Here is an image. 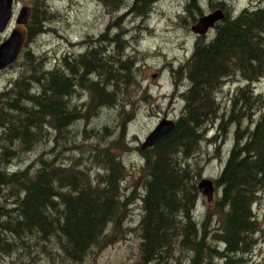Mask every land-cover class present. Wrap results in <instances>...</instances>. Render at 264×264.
<instances>
[{
  "label": "trees",
  "instance_id": "obj_1",
  "mask_svg": "<svg viewBox=\"0 0 264 264\" xmlns=\"http://www.w3.org/2000/svg\"><path fill=\"white\" fill-rule=\"evenodd\" d=\"M38 1L29 46L51 22L45 1ZM100 1L113 14L124 13L93 45L56 59L26 49L27 66L0 93V257L34 250L49 264H84L113 243V233L123 232L139 201L138 224L129 229L139 238L138 264H169L182 256L189 264H245L264 233L253 210L264 191V98L253 89L264 77V7L234 15L209 0L224 19L212 39L198 37L189 59L172 70L181 114L170 133L138 150L142 193L126 195L130 173L121 156L130 152L124 142L134 102L128 96L139 85V69L125 55L123 22L127 16L148 20L157 0ZM185 13L195 24L204 15L200 0H186ZM237 78L244 85L224 109L218 95ZM74 96L88 100L78 105ZM105 110L115 112L114 126L84 128ZM231 131V149L213 181L218 195L201 212L197 182L208 162L199 156L202 144H224ZM91 139L97 140L91 147L80 142Z\"/></svg>",
  "mask_w": 264,
  "mask_h": 264
},
{
  "label": "rangeland",
  "instance_id": "obj_2",
  "mask_svg": "<svg viewBox=\"0 0 264 264\" xmlns=\"http://www.w3.org/2000/svg\"><path fill=\"white\" fill-rule=\"evenodd\" d=\"M24 5H30L37 0H22ZM43 0L38 1V5ZM46 7L51 13V22L47 25L46 33L40 35L35 42L26 48L35 55L46 53L49 59H56L65 53L79 54L84 53L87 48L94 44L93 41L100 38L106 31L111 21L116 15V19L123 15L113 14L109 8H106L100 0H44ZM223 2L231 10L230 14H238L248 7H264V0H213L214 2ZM204 15L211 13L209 0H200ZM186 0H157L148 20L141 21L127 16L123 22V31L125 35L126 47L125 55L133 58L136 67L139 69L137 77L139 85L129 93L128 98L134 102L132 110L133 118L127 124V135L125 145L130 152L121 156L122 162L127 167L130 175L123 187H128L124 191L130 195L129 190L140 193L141 179L139 176L142 162L138 150L149 134L156 128L158 123L164 119L176 121L183 107V101L180 92L175 89V81L172 70L182 66L191 56L194 44L198 37L191 32V19L185 13ZM19 6V5H18ZM210 39L213 35H209ZM91 43V44H89ZM109 45L106 43L105 46ZM110 49V48H108ZM51 65L52 61H49ZM27 64H30L27 61ZM26 65L24 56L19 61V66ZM16 69V68H15ZM15 69L8 73L6 78H2L0 86L2 92L7 86L18 77L19 70ZM244 85L240 79H234L226 82L222 93L218 95V100L223 104L224 109L230 108V96L238 88ZM255 94L264 98V77L254 84ZM146 94V96H144ZM87 96L82 98L73 97L78 105L86 102ZM131 114V108L126 109ZM100 116V117H99ZM99 117V118H98ZM116 114L113 110H105L97 117L93 118L87 125L88 130L99 129L103 125L114 126ZM83 127V123L80 124ZM216 127L212 129L209 137L214 135ZM114 139V138H113ZM232 131L224 144L210 145L202 144L200 158L205 163L203 172L197 184L202 179L214 181L219 176L223 168L227 154L232 146ZM87 147L97 143V140L80 141ZM217 148H220L217 151ZM147 150V149H146ZM145 151V150H144ZM142 151V152H144ZM40 152L28 155L22 166H29ZM206 153V154H205ZM199 158V157H196ZM194 158V159H196ZM17 166H20L18 162ZM17 167L11 168L16 170ZM142 193V192H141ZM200 202L197 205L201 212L210 206L206 197L201 195ZM218 195L214 192L213 199ZM254 213L264 228V191L261 194L260 202L254 206ZM140 203L135 202L130 207L127 221L123 225V232L113 233V243L99 252L90 254L84 264H138L139 262V238L138 235L129 229L138 224L140 216ZM196 215L199 217L200 214ZM245 264H264V233L257 237V244L249 256H245ZM49 264V259L43 257L40 251L34 250L30 255L0 257V264ZM217 264H224L223 261H216ZM53 264H59L54 261ZM169 264H189L188 260L182 256L181 259L172 260Z\"/></svg>",
  "mask_w": 264,
  "mask_h": 264
},
{
  "label": "water",
  "instance_id": "obj_3",
  "mask_svg": "<svg viewBox=\"0 0 264 264\" xmlns=\"http://www.w3.org/2000/svg\"><path fill=\"white\" fill-rule=\"evenodd\" d=\"M11 16L10 0H0V32L4 30ZM31 9L24 7L19 14L17 25L11 32L10 37L0 45V71L15 63L23 52L26 43L25 27L29 23ZM224 19L223 12L217 9L211 13L200 17L195 24L191 26V32L198 37L206 36L216 24ZM175 127V121L164 118L156 128L149 134L140 147L141 151L153 147L164 136L170 133ZM198 192L206 197L207 202L213 200L215 192L214 182L208 179H202L197 184Z\"/></svg>",
  "mask_w": 264,
  "mask_h": 264
},
{
  "label": "flooded vegetation",
  "instance_id": "obj_4",
  "mask_svg": "<svg viewBox=\"0 0 264 264\" xmlns=\"http://www.w3.org/2000/svg\"><path fill=\"white\" fill-rule=\"evenodd\" d=\"M35 4H36L35 1H33V3H31L30 5H27L26 6V5H24V1H22V0H10L11 16H10V19H9L8 23L6 24L4 30L0 32V45H2L10 37L11 32L14 30V28L17 25V20H18L20 11L24 7H28V8L31 9L30 19L32 21V16H33L34 10H35V8H34L35 7ZM30 19H29V23H30ZM29 23L25 27V30H26V43L24 45L23 52L20 55L19 59L15 63H13L12 65H10V66H8L5 69H2L0 71V81H1L2 78H6L8 76V73L10 71H12V69L14 70L16 68L15 69V72H16V70L20 69L19 61L24 56L23 54H24V51L26 50V48L29 47V45H28L29 44L28 43L29 42V39H28V29H30ZM215 27L212 30L209 31V33L207 34V36H209V35H213L214 36L215 35V32H216V28ZM32 41H31V43H32ZM7 87H9V86H7ZM0 93H2L1 86H0Z\"/></svg>",
  "mask_w": 264,
  "mask_h": 264
}]
</instances>
